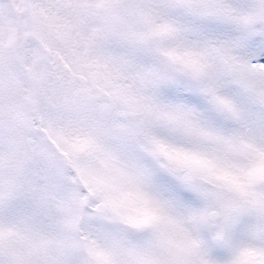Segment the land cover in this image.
<instances>
[{"label":"snow or ice","instance_id":"6c2138e0","mask_svg":"<svg viewBox=\"0 0 264 264\" xmlns=\"http://www.w3.org/2000/svg\"><path fill=\"white\" fill-rule=\"evenodd\" d=\"M46 53L0 116V264H264V0H33Z\"/></svg>","mask_w":264,"mask_h":264},{"label":"rangeland","instance_id":"374dc122","mask_svg":"<svg viewBox=\"0 0 264 264\" xmlns=\"http://www.w3.org/2000/svg\"><path fill=\"white\" fill-rule=\"evenodd\" d=\"M32 3L0 0V116L19 119L28 112L45 69Z\"/></svg>","mask_w":264,"mask_h":264}]
</instances>
